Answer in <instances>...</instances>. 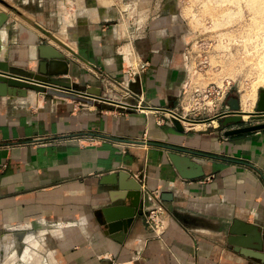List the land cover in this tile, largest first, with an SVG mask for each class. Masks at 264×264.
Masks as SVG:
<instances>
[{"label":"crops","instance_id":"0c3cea01","mask_svg":"<svg viewBox=\"0 0 264 264\" xmlns=\"http://www.w3.org/2000/svg\"><path fill=\"white\" fill-rule=\"evenodd\" d=\"M6 1L15 12L0 5L9 15L0 61L37 72L38 47L50 46L39 53L50 77L94 94L115 89L137 108L35 89L0 95V264H264V129L228 134L258 122L213 120L231 95L205 116L185 106L179 2L138 0L143 21L113 24L114 9L81 11L73 0ZM132 65L137 92L118 84ZM167 109L196 122L183 120L180 131ZM166 146L204 176L182 177ZM140 189L143 214L129 223ZM159 204L161 236L147 222Z\"/></svg>","mask_w":264,"mask_h":264},{"label":"rangeland","instance_id":"374dc122","mask_svg":"<svg viewBox=\"0 0 264 264\" xmlns=\"http://www.w3.org/2000/svg\"><path fill=\"white\" fill-rule=\"evenodd\" d=\"M73 1L71 2L75 4V7L82 8L81 11L89 6L98 11L106 8L112 12L114 9L115 14H111V17L117 16L119 20L110 21L113 24L124 21L137 23L144 19L143 9H136L133 3L138 0ZM170 1L179 2L178 13L180 11L186 27L185 53L188 74L184 82L187 88V93L183 96L185 106H191L193 103V93L196 89L204 90L214 87L220 91L216 93V98L211 96L202 99L201 103H210L214 100L215 103L217 102L216 111L221 99L231 95L232 98L241 100L245 111H254L260 92L264 89V0ZM0 5L9 12H15L1 3ZM76 12L78 15L80 10L76 9ZM123 14L125 17H121ZM68 19L64 11L60 19L62 27L67 24L66 22L69 23ZM105 92L101 91L99 95L130 103L125 95L115 89ZM119 93L122 94L121 98L114 97V95H120ZM70 101L78 105H81L80 103L89 105L88 102L71 99ZM111 103L113 102H102L103 105H112ZM200 113L205 116L209 112L201 110ZM245 118L249 119V122H254L248 115ZM16 242L18 243L17 240ZM17 243L16 252L20 254L21 248Z\"/></svg>","mask_w":264,"mask_h":264},{"label":"water","instance_id":"95a60500","mask_svg":"<svg viewBox=\"0 0 264 264\" xmlns=\"http://www.w3.org/2000/svg\"><path fill=\"white\" fill-rule=\"evenodd\" d=\"M0 3L13 10L12 5H10L6 0H0ZM9 20V15L7 13H0V32ZM20 29H23L20 27ZM51 49L47 45H39L38 47V56L39 60V69L37 72L30 71L29 69H18L11 67L6 61H0V95L1 96H27L28 89H35L41 91L45 94L56 95L58 97H63L66 99H71L74 101L88 102L93 104L95 100L100 101H110L118 106L135 109L136 105L120 101L119 99L104 97L99 94H94L87 91L78 90L72 85L62 79H56L49 76V65L50 62L47 58L40 59L39 53L40 50ZM56 51V50H55ZM56 57L58 59H64L63 55L56 51ZM67 72V71H66ZM136 82L130 84V88L137 92L135 89ZM119 98L118 95H114ZM228 109L224 110L213 120L224 118L223 124L225 126L230 124H239L245 120V115H248L252 118L253 121L258 123H253L251 125L238 127L228 131V134H237L245 133L250 131H256L264 129V89L261 90L259 100L257 102L256 109L254 111H244L241 107V100L239 98L233 97L228 101ZM171 116V120L174 123L175 127L180 131H185L186 128L183 126V120L189 122H196L191 119H186L176 111L167 109ZM171 152L169 157L172 163L175 165L177 170L180 172L181 176L187 179H193L204 176L203 166L196 161H194L190 156L183 154V150L173 146H166ZM132 208L131 216L129 218V223L134 221L136 215L143 214V193L140 189L136 193L132 194ZM128 227V226H127ZM256 240H259L258 234ZM260 241V240H259ZM261 248V246L259 245Z\"/></svg>","mask_w":264,"mask_h":264},{"label":"built area","instance_id":"2783aa9c","mask_svg":"<svg viewBox=\"0 0 264 264\" xmlns=\"http://www.w3.org/2000/svg\"><path fill=\"white\" fill-rule=\"evenodd\" d=\"M138 74V69L136 66H129L128 70L124 72L123 76L118 83L123 89L130 92V84L131 81L135 80V77ZM220 93L217 88H209V89H196L193 93V103L191 104L192 110H203L204 112H210L216 107V103L214 102H202V99H206L208 97L214 96L216 98V93ZM187 93L186 85L183 87L182 95L184 96ZM201 104V105H200ZM200 105V106H198ZM166 214V207L163 204H159L155 208L151 209L147 214V222L149 226L157 233V235L161 236L167 229L168 225L164 219V215Z\"/></svg>","mask_w":264,"mask_h":264},{"label":"bare ground","instance_id":"6f19581e","mask_svg":"<svg viewBox=\"0 0 264 264\" xmlns=\"http://www.w3.org/2000/svg\"><path fill=\"white\" fill-rule=\"evenodd\" d=\"M247 112V111H246ZM245 117H246V115H245ZM17 239H16V237H15V241H16Z\"/></svg>","mask_w":264,"mask_h":264}]
</instances>
